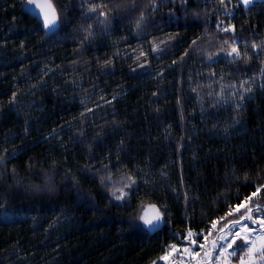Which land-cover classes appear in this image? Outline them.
I'll return each instance as SVG.
<instances>
[{
	"label": "trees",
	"instance_id": "trees-1",
	"mask_svg": "<svg viewBox=\"0 0 264 264\" xmlns=\"http://www.w3.org/2000/svg\"><path fill=\"white\" fill-rule=\"evenodd\" d=\"M50 1L0 0V264L199 251L264 184V0Z\"/></svg>",
	"mask_w": 264,
	"mask_h": 264
},
{
	"label": "snow or ice",
	"instance_id": "snow-or-ice-1",
	"mask_svg": "<svg viewBox=\"0 0 264 264\" xmlns=\"http://www.w3.org/2000/svg\"><path fill=\"white\" fill-rule=\"evenodd\" d=\"M184 2L186 3L187 0H184ZM252 2L253 0H241V3L245 7H247ZM28 3L31 5L34 3V0H28ZM221 3L223 4L224 0H221ZM35 7H37L43 15V25L45 28L51 29L57 24L58 15L54 5L50 2V0L49 2L35 4ZM89 11L95 12L96 9L92 7L89 8ZM100 14L105 16L107 15L106 13ZM223 30L228 31L229 29ZM258 47L264 48V45H253L254 49ZM233 53L236 56L240 55L239 51L235 47L232 48V51L229 53V55H232ZM248 90L249 89H245V91ZM262 189H264V184L257 186L256 190L252 192L244 202L235 208L228 209L227 215L241 213V209H244V211L237 218L225 224L228 232L225 236H221L220 239L227 240L228 236H232V240L230 242L225 245H218L215 242H212V250L216 248L221 249L220 252L215 256L216 264H220L222 257L224 258V264H231L230 257L236 256L237 250L244 251V255L238 258L239 264H264V216L254 217L252 215L254 211L256 213H264V207L260 205L258 197V193H260ZM119 192L120 195H116L115 193H113V195L117 200H123L126 193L123 191V189H120ZM254 197L257 198L256 203L251 204ZM150 207L154 209L153 214L150 215L149 212L145 211L142 215H140L139 220L143 222V225L146 226L148 231H154L159 228L160 223L163 221V215L160 213L159 209L155 208V206ZM220 219L225 220L226 217H221ZM245 220L251 222L252 225H259V227L256 229L249 228L248 224L244 223ZM218 222L219 221L214 222L211 227L215 229ZM234 229H236V231H233ZM221 231H223V229H221ZM241 233L244 234L241 235ZM192 237L193 233L189 230L186 238L190 240L192 246H195L196 241L192 239ZM203 238L207 240V236H204ZM237 238L242 241V244L238 246L236 250L228 252L227 250L232 247ZM199 247L204 249V257L200 260H196V264H212L213 256L211 255L210 250L206 249L203 244L199 245ZM174 253H180V264H183V257L185 254L191 257L193 260H195V258L200 255L199 252H193L192 247H185L183 252H181V250L178 249L176 245L172 244L168 246V252L166 255L161 256L159 259L162 261H167L169 256L173 255ZM172 264H177V262L173 261Z\"/></svg>",
	"mask_w": 264,
	"mask_h": 264
},
{
	"label": "rangeland",
	"instance_id": "rangeland-1",
	"mask_svg": "<svg viewBox=\"0 0 264 264\" xmlns=\"http://www.w3.org/2000/svg\"><path fill=\"white\" fill-rule=\"evenodd\" d=\"M257 1H260V0H253L252 3H250L247 7H245V6L241 3V0H239L240 4L243 5V7H245V8H248V7L252 6V5H253L254 3H256ZM232 56H233V57H238V56H236L234 53L232 54ZM255 200H256V198H253V201L251 202V204H255V203H256ZM260 205H261L262 207H264V202H263V203H260ZM243 211H244V209H241V213H243ZM241 213H236V214H241ZM252 215H253L254 217H259V216H264V213H256V212L254 211V212L252 213ZM244 223H247L249 228L256 229V228L259 227V225H252L251 222H249V221H247V220H245ZM238 227H239V226H238ZM233 231H236V229H234ZM227 232H228V229H227L226 227H223V231H221L220 229H218V227H216V228L214 229V234H212V235H211V238H209V239L206 241V243L204 244L205 248H206V249H209L210 252H211V255L213 256L212 264H216L215 256H216V254L219 253L220 250H221L220 248H216V249L212 250V249H211L212 242H215V243L218 244V245H225V244H227L228 242H230V241L232 240V236H228V237H227V240H221V239H220V237H221V236H225V235L227 234ZM243 234H244V233H241V235H243ZM241 244H242V241H241L239 238H237L236 241H235V243L232 245V247L229 248L227 251H228V252H232L233 250H236V249L238 248V246H240ZM185 247H192L193 252H199V253H200V255L197 256V257L195 258V260H193L191 257H189L188 255L185 254L184 257H183V260L187 261L188 264H196V260H200L201 258L204 257V249H201V248H200V250L198 251V250L194 249V246H191V245H184V246H181V247L177 246V248L180 249L181 252H183V249H184ZM177 255L180 257V253H177ZM225 255H227V254H225ZM243 255H244V251H243V250H237V251H236V256H232V257H230L231 264H239V259H238V258H239L240 256H243ZM220 264H224V258H223V257L221 258Z\"/></svg>",
	"mask_w": 264,
	"mask_h": 264
},
{
	"label": "water",
	"instance_id": "water-1",
	"mask_svg": "<svg viewBox=\"0 0 264 264\" xmlns=\"http://www.w3.org/2000/svg\"><path fill=\"white\" fill-rule=\"evenodd\" d=\"M45 2H49V0H34V3H33V4L30 5L28 2H27V4H26V8H27V10H28V11H29L34 17H36L37 19H39L42 23H43V15H42V13L40 12V10H39L37 7H35V4H40V3H45ZM50 2H51V1H50ZM51 3H52V2H51ZM56 12H57V11H56ZM57 15H58V13H57ZM59 25H60V22H59V17H58L57 24H56L53 28H51V29H49V28H46V29H47V31H48L49 33H53V32H55L56 30H58ZM162 225H163V221L160 223L158 229H160ZM158 229H156L155 231H157Z\"/></svg>",
	"mask_w": 264,
	"mask_h": 264
},
{
	"label": "built area",
	"instance_id": "built-area-1",
	"mask_svg": "<svg viewBox=\"0 0 264 264\" xmlns=\"http://www.w3.org/2000/svg\"><path fill=\"white\" fill-rule=\"evenodd\" d=\"M167 252H168V247L166 248V250L162 256L166 255ZM173 261H176L177 264H180V257L177 255V253H174L173 255L169 256L167 261L160 260L159 262L161 264H172ZM183 264H188V262L183 260Z\"/></svg>",
	"mask_w": 264,
	"mask_h": 264
}]
</instances>
